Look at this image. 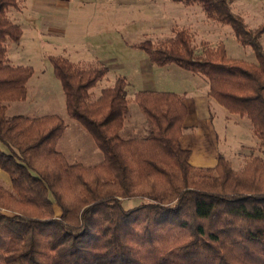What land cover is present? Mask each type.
<instances>
[{
    "label": "trees",
    "instance_id": "trees-1",
    "mask_svg": "<svg viewBox=\"0 0 264 264\" xmlns=\"http://www.w3.org/2000/svg\"><path fill=\"white\" fill-rule=\"evenodd\" d=\"M171 1L227 26L255 62L229 58L221 43L202 42L197 53L186 29L132 47L154 66L199 76L227 116L249 123L260 153L238 170L222 156L212 168L193 167L180 144L181 95L136 91L129 98L119 76L93 98L106 66L48 56L67 116L102 157L90 167L69 163L56 149L67 127L61 117L5 114L8 103L26 98L34 71L7 58V46L22 36L8 11H19L22 0H0V169L12 185L0 184V264H264V21L249 29L232 12L233 0ZM126 123H138L132 130L141 136L123 137ZM132 198L139 204L125 208Z\"/></svg>",
    "mask_w": 264,
    "mask_h": 264
},
{
    "label": "rangeland",
    "instance_id": "rangeland-1",
    "mask_svg": "<svg viewBox=\"0 0 264 264\" xmlns=\"http://www.w3.org/2000/svg\"><path fill=\"white\" fill-rule=\"evenodd\" d=\"M63 1V0H59ZM68 1V0H67ZM107 0H94V2H106ZM115 1L118 3L119 0H109V2ZM128 3L121 4L122 7L126 9L123 11V16L118 17L116 19L117 23V32L115 35V42H112L110 46H108V52L111 56L114 57L115 60H131L143 57L147 59L146 55L143 51L134 49L129 47L130 43H138L145 39L152 41L153 43L158 40H163L164 38L170 37V33L165 34V36L159 35L158 37L154 36H147L144 37L139 33L140 28L145 29L153 28L156 26L163 25L165 23L164 18H169L167 16L166 8L171 10H179L184 8L180 3H174L171 0H126ZM27 2L28 0H22L20 3V10L19 12L15 9H10L8 11V17L14 22V20L20 19L23 15H26L25 10L27 11ZM264 2V0H263ZM133 4V5H132ZM135 4V6H134ZM137 8L133 11L131 9ZM198 8V9H197ZM130 9V10H128ZM189 9V8H188ZM231 10L233 13L240 15L245 24H247L248 28L251 30L256 29L260 26L264 21V3L260 4V0H233L231 3ZM194 15L190 17L193 20V23L188 26L187 23L184 22L181 18V12L178 13V17L175 18V25L179 29H187L192 36L193 45L196 47L197 53L200 51V43L205 42L209 47L217 46L219 43L223 44L226 49L227 56L229 58L234 59H243L248 62H255L254 61V54L249 47H243L242 45L238 44L233 36V33L227 26H222L219 23L207 20L204 16L200 15V8L198 6H193L191 9ZM112 11L110 10V13ZM90 11L84 10L81 8V12H77L74 15L72 14L73 18L76 20L72 22L70 27V32L63 40L61 35H52L45 40H41L38 42L36 37L33 35L34 29L29 25L30 23L27 21L25 25L20 23V27L22 28L23 35L20 41L17 43H10L7 46V53L10 55L14 54L12 51L18 50L20 42H23L24 52L19 55V57L15 56L20 60V63L23 66H30L32 67L34 74L27 82V95L24 101H15L11 102L14 103L12 106L8 107L6 110V116L12 117L13 115H25L29 117H36L40 116L42 113H52L55 115L60 116L65 124H72L73 122L65 112L64 107V98L62 94L61 87L59 86V82L54 78L52 73L51 65L48 61V56H62L68 58L74 63L75 55L71 53V50L74 51L73 48L77 46L81 47L82 52H87L89 43L85 41L86 31H94L97 29L98 31H105L106 26L108 27V22L106 26H102L101 22L99 21V26H96V21L90 22ZM121 15L120 13H118ZM132 14V19L130 20V16ZM96 15V14H95ZM100 14L99 16H101ZM98 18L99 16L96 15ZM152 17H155L152 19ZM97 18V20H98ZM152 19V20H151ZM78 20L79 26L76 25V21ZM101 20V19H100ZM200 21L205 23L204 26L199 25ZM186 24V25H185ZM19 25V24H18ZM96 26V27H95ZM80 27L79 35L76 32V28ZM168 27V26H167ZM181 27V28H180ZM183 27V28H182ZM170 26L167 28L168 31ZM178 28H173L174 30H179ZM162 31V32H164ZM25 33V34H24ZM164 37V38H163ZM77 38V39H76ZM261 43L264 48V34L261 38ZM77 45V46H76ZM77 47V48H78ZM87 50V51H86ZM79 51V49H78ZM94 52V51H93ZM71 55V56H70ZM87 55V56H86ZM83 56L84 62L90 61L91 57L88 56V53ZM71 58V59H70ZM10 59V58H8ZM82 67H87L91 65H82L78 63ZM97 66V64H95ZM94 65V66H95ZM99 65V64H98ZM14 66V65H13ZM171 69L175 70L176 75H182L184 77L183 80H186L185 83L183 80H178L181 85L189 86L190 91H193L192 83L189 82L191 77H195L200 79L199 76L195 74H191L189 72L183 71L177 68L174 65H170ZM157 69V67H155ZM156 72V71H154ZM118 75L117 72L107 75L110 82L112 79H115ZM106 77V76H105ZM105 77L97 84V86L93 89V98L99 96L101 89L106 87H110L105 79ZM187 78V79H186ZM130 79H133V75H130ZM127 80V79H126ZM199 84V81L197 80ZM133 94V91L129 88L128 89V97L130 98ZM31 104V105H30ZM27 107V108H26ZM35 112L36 114H32L31 112ZM130 111H136V107L133 102L130 103ZM134 114V113H131ZM229 117V118H227ZM227 119L228 123H227ZM135 121V119H133ZM215 122L219 125L224 127L225 132L219 130L220 136H226L225 139V146L221 145V150L224 152V156L230 162L231 166L238 170L242 168V166L250 159L251 154L258 155L260 152L258 151V142L256 138L253 136L251 127L249 123L245 119H241L237 116H227L225 114L224 117H216ZM139 125L141 126L144 124L142 118L138 121ZM138 123H126L124 130L122 131L121 135L123 137L127 136H141L140 131L138 130L136 133L133 132L132 128H138ZM76 124V123H75ZM77 125V124H76ZM137 126V127H135ZM227 130H226V129ZM77 129V130H76ZM82 129L79 125L71 126L70 130L64 131L63 135L57 140L56 142V149L60 151L65 159L69 163L73 162H81L84 166H92L102 160L101 153L95 147L91 138L85 133L83 135L80 131ZM127 130V132H125ZM79 131V132H77ZM218 131V129H217ZM78 135V137H77ZM242 138L244 144L237 146L239 142L237 140ZM73 141L76 142V145L73 146ZM231 147V152L229 155L225 153L226 147ZM236 148V150H235ZM230 150V149H229ZM264 158V153L262 154ZM86 173V171H83ZM86 175V174H85ZM86 179L88 177L85 176ZM0 184L7 190L12 191V185L8 175L0 169ZM182 184V182H181ZM140 202L138 198L132 199H124L122 201L123 206L125 208H131L137 206ZM15 209L19 210L17 204L14 206ZM13 212V211H10ZM55 215L59 214V210L57 208L54 209Z\"/></svg>",
    "mask_w": 264,
    "mask_h": 264
},
{
    "label": "crops",
    "instance_id": "crops-1",
    "mask_svg": "<svg viewBox=\"0 0 264 264\" xmlns=\"http://www.w3.org/2000/svg\"><path fill=\"white\" fill-rule=\"evenodd\" d=\"M123 3L128 2L126 0H119L118 3L115 1L109 2V0H107L106 2H94V0H28V9L27 11L25 10L26 15H23V17H21L20 19L14 20V22L16 24H19L20 26V23L22 25H25V23L28 21L30 23L29 25L34 29L33 35L36 37L38 42H41V40H45L44 42H46L47 38L52 35H61L63 37V40H65V37L70 32L69 25H71L72 22L76 20L75 18H73L72 14L73 12L74 15L77 12H81V8L91 12L90 22L96 21V26H99V21L101 22L102 26H106L108 22L109 28H107L106 26L105 31H98L97 29H95L94 31H86L85 41L89 43L88 51L86 50L87 52H82V48L76 45L78 48H73L74 51L71 50V53L75 55V58L73 59H75L77 63H80L83 66L88 64H99L106 66L108 68V73L106 74L104 80H106L109 85H113L116 78L119 76H116L115 79H112V82H110L107 75L110 74V72H112V74L117 72L118 75H121L122 77H125L127 79L129 88L133 91V94L136 91H157L171 92L181 95L187 107V116L183 123L184 130L180 138L181 147L190 151L189 163L193 167H214L217 163V159L219 156H222L224 158L228 157L224 156V152H222L221 150V145L223 144V146H225L226 136L221 137L219 134V130L225 132L224 127L220 124L218 125L215 122L216 117H224L227 113L213 100L208 98L207 86L201 78L197 79L195 77H191L192 79L189 80V82L192 83L191 85L193 91H190L189 86L185 87L184 85H181L178 81L183 80L184 77H181L182 75H176L175 70L169 68L170 65L165 67H157L152 65L149 62L148 58L145 59L143 57H140L135 60L131 59L127 61L115 60L114 57L110 55L107 50L108 46H110L112 42H115L114 39L117 32L116 27L117 24H119L117 23L116 19H118V17L123 16V11L126 9L125 7H122L121 4ZM262 3H264L263 0H260V4ZM183 7L184 8L179 10H171L169 8H166L167 16L169 18H164L165 23L163 25L156 26L153 28H140L138 34L144 37H158L159 35L165 36V34L168 33L172 35L174 32L173 28H178L177 25H175V18L178 17V13L180 12L182 20H184V22L187 23L188 26H190L191 23H193L194 25V19H190V17L194 15L193 11H191L193 6ZM135 9L137 8L131 9V11ZM110 10L112 11L111 13ZM118 13H120L121 15H119ZM199 13L200 15H202V17L204 16L201 10ZM95 14L98 16L100 14L102 15L98 18ZM154 18L155 17H152V19ZM131 19L132 14L130 16V20ZM76 25L79 26L78 20L76 21ZM199 25L204 26L205 23H202V21H200ZM167 26H170L169 30L164 31L167 30ZM79 29L80 27L76 28V32H78V35ZM22 36H24L23 31ZM23 42L24 41L20 42V48L18 50L12 51V53L14 54L10 55V53H7V58H10L8 59V61L11 65L23 66L20 63H26L21 62L17 58L19 57L18 53L21 55V52H24ZM133 44L130 43L129 47L134 48L132 47ZM87 53L88 56L91 57V59L90 61L84 62L83 56H85ZM155 67H157V69H155ZM130 75H133V79H130ZM197 80L199 81V84L197 83ZM183 81L185 83L187 82L186 80ZM97 93H100V91ZM133 94L131 95V98L133 97ZM13 104L14 103L11 102L8 103L6 106V110ZM31 113L36 114L33 111ZM45 115H52V113H42L40 116L36 117H41ZM228 120L229 119H227V123ZM66 125L67 127L65 131H67V133L70 130L71 126H77L75 123ZM80 131L83 135H85V131L83 129H80ZM237 142H239L237 146L241 145V143L244 144L241 137L237 140ZM72 144L74 146V144L76 145V142L73 141ZM230 152L231 147H226L225 153L229 155Z\"/></svg>",
    "mask_w": 264,
    "mask_h": 264
}]
</instances>
